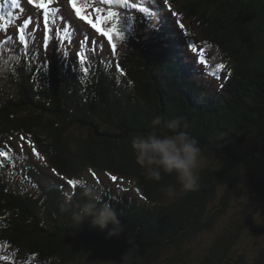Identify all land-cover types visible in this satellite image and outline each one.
I'll list each match as a JSON object with an SVG mask.
<instances>
[{"label":"trees","instance_id":"16d2710c","mask_svg":"<svg viewBox=\"0 0 264 264\" xmlns=\"http://www.w3.org/2000/svg\"><path fill=\"white\" fill-rule=\"evenodd\" d=\"M64 2L50 5V27L62 10L59 36L71 43L47 53L42 13L27 5L21 15L12 0L0 7V150L12 157H0V264H119L131 249L132 264H264V0H153L154 14L135 12L134 35L114 37V54L106 39L91 51ZM182 35L200 43L206 65L188 64ZM215 57L229 72L217 89ZM156 116L178 119L198 141L206 165L197 190L168 198L161 187L179 189L175 177L150 180L136 164L130 137ZM68 179L98 186L118 211L119 235L72 221L64 202L79 203V188Z\"/></svg>","mask_w":264,"mask_h":264},{"label":"clouds","instance_id":"9594fccd","mask_svg":"<svg viewBox=\"0 0 264 264\" xmlns=\"http://www.w3.org/2000/svg\"><path fill=\"white\" fill-rule=\"evenodd\" d=\"M3 70L0 68V74ZM130 147L136 164L148 179L161 181L165 175L175 177L179 189L171 184L161 187L166 197L175 198L198 189L199 171L206 165V160L198 141L181 130L178 119L165 122L156 116L148 132L131 135ZM77 186L80 202L74 203L71 195H66L64 202L71 211L72 221L79 226L90 221L92 227L101 231L111 225L109 237L119 235L123 229L118 211L111 202L104 200L98 186L82 180H77ZM119 264H132V249L122 256Z\"/></svg>","mask_w":264,"mask_h":264},{"label":"snow or ice","instance_id":"6c2138e0","mask_svg":"<svg viewBox=\"0 0 264 264\" xmlns=\"http://www.w3.org/2000/svg\"><path fill=\"white\" fill-rule=\"evenodd\" d=\"M53 2L54 0H27L28 5L32 6L34 9L33 15L39 17L42 13L43 51L45 53L52 48H58L61 44L71 43L66 35L63 37L59 36L61 31H66L64 27L65 17L62 14V10H58L60 11V27H50L49 17L53 14L50 5H52ZM156 2L159 4L160 0H156ZM167 2L168 0H163V3L167 4ZM12 3L15 7H20L17 0H12ZM114 6L123 8L125 12L122 13ZM65 7L69 8L74 13L66 22L73 28L74 33L82 35L83 40L89 42L91 51L95 52L97 50L93 45H98L100 49H103L105 47L103 38H106V42L111 46V53L113 54L117 51V44L114 41V37L123 40L126 34L128 36L134 35L135 12L141 14L153 13V9L149 8L142 0H140V2H137V0H65ZM89 9H91V11H89ZM0 19H2V17H0ZM24 23L28 25L30 22L25 20ZM86 26H89L94 32H89ZM181 27H183V25H181ZM96 34H99L101 38L100 41L95 38ZM19 41L27 47V40L24 35L23 27L19 29ZM82 42L83 41H77L76 43ZM192 50L196 51L194 46ZM76 58L78 64L81 66V75L88 74L89 68L85 66L86 54L77 51ZM199 62L201 65H206V61L203 58H201ZM224 67V64L216 66L218 71L224 69ZM117 68H119L118 64ZM44 71H48V67H46ZM212 75L219 79L217 72H213ZM222 86L223 85H221V87ZM21 139L24 138L22 137ZM28 143L32 146L31 141H28ZM20 147L23 148V145ZM32 151L37 157L43 159L34 146H32ZM0 157H4L6 161H11L12 159L9 153L3 150H0ZM3 163V161H0V166H3ZM53 172H55V169H53ZM92 175L95 176V173H92ZM61 179H63V177H61ZM110 179L115 182L118 180V177L112 175ZM67 185L75 189L77 187V179H68Z\"/></svg>","mask_w":264,"mask_h":264},{"label":"rangeland","instance_id":"374dc122","mask_svg":"<svg viewBox=\"0 0 264 264\" xmlns=\"http://www.w3.org/2000/svg\"><path fill=\"white\" fill-rule=\"evenodd\" d=\"M58 1H62V0H58ZM64 5H65V2H64ZM146 5H147V3H146ZM149 8H151V7H149ZM65 9H69V8H67V7H65ZM151 9H153V13H155V8H151ZM153 13H147V14H153ZM0 16H3V15H0ZM4 21V19H2V22ZM13 28H16L15 26H13ZM199 37V36H198ZM201 38H202V36H200ZM184 38L186 39V40H184ZM69 39H71V38H69ZM104 40L106 39V38H103ZM198 39V38H197ZM199 40V39H198ZM200 41V40H199ZM106 42V41H105ZM107 43V42H106ZM176 44H177V47H180V49L178 50V51H182L183 52V50L187 53V57H188V59H189V62H191L195 67H197V65H196V62L195 61H197L198 63H200L199 61V57H198V54H197V52L198 53H200L199 51H198V49H199V47L201 46L200 45V43L197 41V40H193V39H191V42L188 40V37H187V35H184V37H183V35H182V37H181V39L179 38V39H177V41H176ZM108 45V44H107ZM187 45L189 46V48H190V51H188V48H187ZM109 46V45H108ZM192 46H194L195 47V49H196V51H193L192 49H193V47ZM183 50H182V49ZM220 57H215V61H214V63L216 64V66L217 65H219V64H224V69H222V70H216L215 72H217V75L219 76V79H217L216 77H214L213 76V89H217L218 87H220V85H222V84H224L225 83V81H226V77H227V74L229 73L228 72V70H227V65L225 64V62H221L220 61ZM189 64V63H188ZM227 81H228V79H227ZM16 141H17V139H15ZM20 140L18 141V148L19 149H27V150H30V151H32V148H30V146H28L25 142H23V148H21L20 146L21 145H19L20 143ZM3 144H5V145H7V146H9V145H12V146H14L15 144H10V141L9 140H7V141H5V142H3ZM99 174H100V176H103V177H106V178H108V184H110V185H112V187H121V188H124V190H126L128 193H131V194H136L135 193V190H134V188H132V185L131 184H129V181H126V180H124V179H120V178H118V180L117 181H112L111 179H110V177L113 175V172L112 173H110V175H107L105 172H103V171H99ZM50 175L52 176V175H54L53 174V172L52 171H50ZM59 179H61V177L60 176H57ZM93 180H99L98 178H92ZM61 180H63V181H65L64 180V178L63 179H61ZM101 181H104V182H106L105 180H101ZM251 250V249H250ZM19 253H17L16 255H18Z\"/></svg>","mask_w":264,"mask_h":264}]
</instances>
